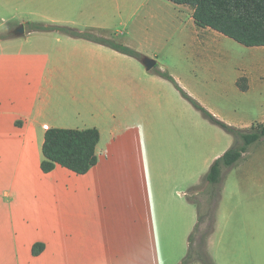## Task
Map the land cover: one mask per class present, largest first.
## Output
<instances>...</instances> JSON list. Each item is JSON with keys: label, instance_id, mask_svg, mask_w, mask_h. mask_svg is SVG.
<instances>
[{"label": "crops", "instance_id": "0c3cea01", "mask_svg": "<svg viewBox=\"0 0 264 264\" xmlns=\"http://www.w3.org/2000/svg\"><path fill=\"white\" fill-rule=\"evenodd\" d=\"M193 13L170 0H0V33L36 18L116 35L143 53L176 36L231 70L199 79L188 67L169 68L179 84L233 127L264 124V46L199 27ZM58 41L63 51L84 52L68 82L71 104L52 99L38 80L17 78L32 43L0 42V264H177L197 219L181 193L199 183L230 139L135 60L82 39ZM50 129H97V164L84 175L60 165L44 173ZM256 160L264 158L247 159L225 181L208 244L216 264L264 257V216H252L246 170ZM37 244L43 249L34 255Z\"/></svg>", "mask_w": 264, "mask_h": 264}, {"label": "trees", "instance_id": "16d2710c", "mask_svg": "<svg viewBox=\"0 0 264 264\" xmlns=\"http://www.w3.org/2000/svg\"><path fill=\"white\" fill-rule=\"evenodd\" d=\"M170 1L191 7L194 10V21L199 27L213 29L248 47L264 46V0ZM23 24L28 34L56 33L95 43L137 61L145 57L122 42L91 31L43 22H23ZM9 39L14 37L0 34V42ZM154 74L170 82L206 121L220 128L233 139L232 146L213 162L200 182L182 193L184 199L195 206L197 219L188 237L187 252L178 264H216L208 251V244L216 230L225 181L229 173L246 159L252 147L264 141V124H254L245 129L233 127L221 121L187 93L169 71L155 69ZM238 85L243 91L248 88L245 79L239 80ZM99 141L100 133L97 129L48 130L43 144L45 159L41 164L42 171L50 173L60 165L78 175L88 173L97 164L96 148ZM42 249L41 244L35 245L33 254L39 255Z\"/></svg>", "mask_w": 264, "mask_h": 264}, {"label": "rangeland", "instance_id": "374dc122", "mask_svg": "<svg viewBox=\"0 0 264 264\" xmlns=\"http://www.w3.org/2000/svg\"><path fill=\"white\" fill-rule=\"evenodd\" d=\"M58 13L62 14L63 11L60 10ZM23 22H38V23L43 22V23L56 24V25H61V26H69V25L57 24V23H53V22H49V21H45L41 19H36V18H33V19L24 18V19L15 21L11 24L4 25L5 27L2 28V31L0 34H2L3 36H7V37H13L12 31L19 24H23ZM69 27H73V26H69ZM73 28L85 30V29H81L78 27H73ZM99 35L103 37L112 38L118 42H122L125 45H128L129 47L138 51L139 53L143 54L144 56H147L155 60L157 62L156 67L152 71H147L145 67L142 65L141 61H137L129 56L121 54L141 64V66H143V69L147 77H154L166 83L185 102L187 107H189L195 114L199 116V118L203 119L204 121L206 120L201 116V114L197 112L192 107V105L179 94L178 91H176L175 87L170 82L166 81L165 79H162L156 76L154 74V70L155 69H160L162 71L167 70L172 75L169 68L172 67L176 71L183 72L184 71L183 68L188 67L189 68L188 72L191 73L193 76H196L199 79H203L205 77L210 78L213 75H219V77L222 76L223 78H225L224 77L225 71H230L231 73L230 66H227L225 63L219 60L218 57H216L215 55H207L204 53H200L197 47L189 44L188 42H185V43L177 42L176 36H173V37L163 36L161 40L163 42H168L166 45L163 44L161 47L155 48L149 53H143L139 51L138 49H136L135 47L130 46L123 40L119 39L116 35H112V36H104L101 34ZM63 37H68V36L58 35L56 33L28 34L26 32V34L21 38H14V39H9V40H18L20 42H30L33 44V45H30L29 47L26 46L27 47L25 49L26 52L23 53V57H24V54L27 56L25 58L26 60H24L26 63L16 68L17 78L18 79L22 78L23 80H26V79L38 80L45 90L50 88L49 93L53 96L52 99L62 98L63 99L62 103L65 104L67 102L68 104H71V100L67 99L69 96H71L70 86H68V82L71 79L75 78L76 71H77L75 66L79 64L80 62L82 63V56L84 55V52L80 51L79 53H77L76 49L72 47H68L65 51L61 50L60 48L65 46V44L64 43L60 44L58 39H62ZM41 40L46 46L39 48L36 46L38 44H35V43ZM80 76L82 75L80 74ZM206 122L209 123L208 121ZM210 125L214 126L212 124ZM214 127L219 129L226 138L230 139V146H229L230 148L233 144L232 137L226 134L220 128L216 126ZM260 152L261 154H259ZM252 157L264 158V141H261L260 143L252 147L246 159L242 161L240 164H238L237 166L241 165L247 159L252 158ZM246 170L250 173L248 174V176L250 177V179H252V182L249 183V190L253 195H255L254 202L251 205L253 209H250V210L252 211V216L253 217L254 215L256 216V221H259L264 216V209H262L264 206V160H256L252 162L246 168ZM4 185H5V182H0V189H3ZM187 188H185L182 191V193ZM182 193H181V196H182ZM239 212L242 214L243 210L239 209ZM234 260L235 258L230 256L229 263L232 264ZM242 262L244 264H248L247 259H244ZM195 264H199V263H195ZM252 264H264V257L261 260H253Z\"/></svg>", "mask_w": 264, "mask_h": 264}, {"label": "water", "instance_id": "95a60500", "mask_svg": "<svg viewBox=\"0 0 264 264\" xmlns=\"http://www.w3.org/2000/svg\"><path fill=\"white\" fill-rule=\"evenodd\" d=\"M13 37L14 38H21L26 34V28L24 24H20L18 27H16L13 31ZM142 65L145 67V69L147 71H152L156 65L157 62L147 56H145L142 60H141Z\"/></svg>", "mask_w": 264, "mask_h": 264}, {"label": "flooded vegetation", "instance_id": "af4514ba", "mask_svg": "<svg viewBox=\"0 0 264 264\" xmlns=\"http://www.w3.org/2000/svg\"><path fill=\"white\" fill-rule=\"evenodd\" d=\"M19 25H20V24H19ZM19 25H18V26H19ZM18 26H17V27H18Z\"/></svg>", "mask_w": 264, "mask_h": 264}]
</instances>
